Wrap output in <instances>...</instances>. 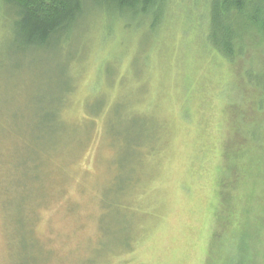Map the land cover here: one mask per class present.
<instances>
[{
  "label": "rangeland",
  "instance_id": "obj_1",
  "mask_svg": "<svg viewBox=\"0 0 264 264\" xmlns=\"http://www.w3.org/2000/svg\"><path fill=\"white\" fill-rule=\"evenodd\" d=\"M165 5L44 49L0 5V264H264V23Z\"/></svg>",
  "mask_w": 264,
  "mask_h": 264
},
{
  "label": "trees",
  "instance_id": "obj_2",
  "mask_svg": "<svg viewBox=\"0 0 264 264\" xmlns=\"http://www.w3.org/2000/svg\"><path fill=\"white\" fill-rule=\"evenodd\" d=\"M167 3L168 0H0L12 23V43L20 49H44L60 35L67 38V33L70 36L86 17L93 21L104 19L103 22L110 19L107 24L151 14L155 17ZM203 3L210 9L207 41L227 60L234 55L237 41L236 33L230 28L231 14L244 16L245 22L258 29L264 23V0H203ZM46 145L50 149L53 140L46 141Z\"/></svg>",
  "mask_w": 264,
  "mask_h": 264
}]
</instances>
